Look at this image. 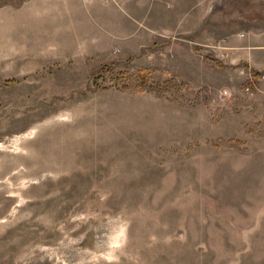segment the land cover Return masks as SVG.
Returning a JSON list of instances; mask_svg holds the SVG:
<instances>
[{
    "label": "rangeland",
    "instance_id": "rangeland-1",
    "mask_svg": "<svg viewBox=\"0 0 264 264\" xmlns=\"http://www.w3.org/2000/svg\"><path fill=\"white\" fill-rule=\"evenodd\" d=\"M0 264H264V0H0Z\"/></svg>",
    "mask_w": 264,
    "mask_h": 264
},
{
    "label": "bare ground",
    "instance_id": "bare-ground-1",
    "mask_svg": "<svg viewBox=\"0 0 264 264\" xmlns=\"http://www.w3.org/2000/svg\"><path fill=\"white\" fill-rule=\"evenodd\" d=\"M25 26V25H24Z\"/></svg>",
    "mask_w": 264,
    "mask_h": 264
}]
</instances>
